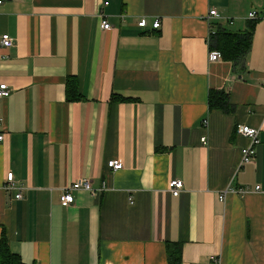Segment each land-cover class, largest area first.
Instances as JSON below:
<instances>
[{"label":"crops","instance_id":"obj_1","mask_svg":"<svg viewBox=\"0 0 264 264\" xmlns=\"http://www.w3.org/2000/svg\"><path fill=\"white\" fill-rule=\"evenodd\" d=\"M251 21L242 63L209 59L211 32ZM4 33L0 237L12 253L28 264H168L172 241L181 264H264V0H3ZM209 89H227L232 111L209 110ZM238 125L258 130L247 164ZM8 172L20 199L4 189ZM81 179L100 193L74 191L62 206ZM172 179L183 183L176 197Z\"/></svg>","mask_w":264,"mask_h":264},{"label":"built area","instance_id":"obj_2","mask_svg":"<svg viewBox=\"0 0 264 264\" xmlns=\"http://www.w3.org/2000/svg\"><path fill=\"white\" fill-rule=\"evenodd\" d=\"M3 0H0V3H2ZM104 5H107V2L104 3ZM216 15L215 10H210L207 16L208 18H211L212 16ZM257 16L255 11H251L248 13V18L249 19H255ZM137 28L142 29V30H147L148 23L147 20L142 17L138 19L137 21ZM160 25V22L158 19H155L153 23L151 24V29H157ZM100 27L102 29H110L111 25L106 21V20H101ZM0 45L5 48H10L13 45L12 39L10 38L9 34L4 33L0 36ZM221 54L216 51V50H211L209 53V59L211 61H215L218 59H221ZM260 85L264 87V77L261 78L260 80ZM11 88L6 84V83H0V99L7 98L11 94ZM1 123V119H0ZM202 124L204 126L207 125V120L203 119ZM237 133L245 136L247 139L250 141V145L247 147H244L241 149V156H242V164H247L250 163L254 157H255V145L258 143V130L252 127H249L248 125H238L237 128ZM3 134L0 133V140H2ZM201 142L203 144L206 143V138L202 137ZM122 162L116 159H111L107 161V167L111 169L112 171H117L122 168ZM183 188V183L179 179H172L168 183V191L171 193L172 196L176 197L179 195ZM258 189V187H256ZM4 189L6 191H12L14 192V198L20 199L22 198V187L17 186L14 175L12 172H8L6 175V180L4 183ZM83 190L86 192H89L91 195L96 196L98 193H100V189H94L91 185V182L88 179H81L79 181L74 182L72 185L65 187L62 189L61 194L59 196V202L62 206H68L74 202V197H73V192L74 191H79ZM16 191V192H15ZM238 193L243 194L247 190L246 189H238ZM223 193L219 194V199L224 201L225 193L227 190L222 191Z\"/></svg>","mask_w":264,"mask_h":264},{"label":"trees","instance_id":"obj_3","mask_svg":"<svg viewBox=\"0 0 264 264\" xmlns=\"http://www.w3.org/2000/svg\"><path fill=\"white\" fill-rule=\"evenodd\" d=\"M253 28L254 21L249 22L246 29L242 32H233L219 28L210 33L209 48L218 51L222 58L238 65L244 61L246 54L250 50ZM71 82L74 81L72 79L68 80L67 85V98L70 101L78 99L76 85H73ZM208 108L209 110L217 109L223 112H231L232 105L229 103L227 89H209ZM181 248L182 245L177 242L171 241L166 243L168 264H181ZM0 264H28L24 263L18 255L10 251L3 232L0 237Z\"/></svg>","mask_w":264,"mask_h":264}]
</instances>
